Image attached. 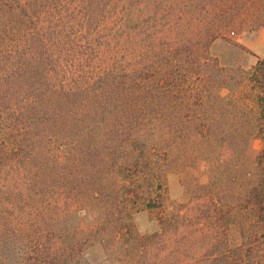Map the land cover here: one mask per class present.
<instances>
[{
    "label": "rangeland",
    "instance_id": "1",
    "mask_svg": "<svg viewBox=\"0 0 264 264\" xmlns=\"http://www.w3.org/2000/svg\"><path fill=\"white\" fill-rule=\"evenodd\" d=\"M205 1L32 0L28 23H37L35 34L52 33L54 40L52 49L43 48L34 36L26 44L31 63L48 53L59 59L57 70L79 68L92 77L84 63L92 49L71 52L82 47L85 33H100L108 44L92 52H106L111 78L129 83L136 68V83L170 95L165 113L145 120H132L127 109L108 112L84 102L76 116L83 121L44 129L21 121L29 96L26 87L13 85L14 93L3 96L5 112L17 116V139L25 140L6 147L0 136L6 154L0 167V264H222L231 255L239 241L234 215L251 204L246 198L253 156L235 155L220 142L215 95L227 94L225 88L208 92L212 129L204 135L202 76L186 72L176 58H187L188 38L226 14L229 23L215 33L249 52L218 40L209 56L238 58L247 66L262 59L264 26L251 21L264 14V0H216L209 12ZM12 55L5 49L0 54V77ZM68 77L51 84L67 89ZM253 144L259 149L262 142Z\"/></svg>",
    "mask_w": 264,
    "mask_h": 264
},
{
    "label": "trees",
    "instance_id": "2",
    "mask_svg": "<svg viewBox=\"0 0 264 264\" xmlns=\"http://www.w3.org/2000/svg\"><path fill=\"white\" fill-rule=\"evenodd\" d=\"M215 2L217 3L216 0H206L205 11L214 8ZM31 7H34L32 0H0V54L4 49L7 53L13 54V61L9 62L10 68L6 67L5 78L0 77V136L6 147L7 145L21 147L25 140L17 139V116L12 117L10 113L5 112L8 104L3 96L14 93L13 85H17L21 90L26 87L29 96V103L25 106V110L20 112L21 121L37 124L38 127L44 126V129L51 125L54 127L67 122L83 121L78 120L76 116L79 113L77 107L84 106V102L95 104L100 110L108 112L118 111L120 108L124 111L127 109L126 112L132 120H145L147 115L165 113L164 107H167L169 103L167 97L170 94L167 91H159L152 85L136 83L135 76L139 73L136 68L130 74L129 83L120 78H111V73L104 68L107 65L106 52L99 51L98 54L92 52L93 48H101V45L108 44L103 42L105 37H101L100 33L94 38H88L89 35L85 33L82 36L84 41L82 47L71 52V54L75 52L77 55H82L92 49L84 60V63L92 68V77L83 76L81 73L83 70L79 68L77 72L67 70L66 67L65 70H57L56 65L58 66L59 59H52L48 53L46 57L41 54L39 61L35 58L31 63L27 56L31 47L26 44L31 43L35 36L37 41H42V43L38 41L39 47L52 49L51 44L54 40L52 33L35 34L34 29L37 23L29 24L28 20L33 18L27 17L28 12L34 9ZM211 19L214 22L203 28L202 35L197 34L188 38L189 56L176 58V62L186 72L202 76L201 85L206 93L203 96L206 95L205 122L209 120L208 108L212 105L208 93L211 87L228 90L225 95L220 92L215 95V105L221 117L218 128L220 142L227 145L235 155L247 151L253 156L252 183L246 198L251 204L239 206L236 210L234 219L239 241L229 257L223 256L222 264H264V57L247 66L238 58L224 62L218 57L209 56L210 46L218 40L231 45L238 53L249 52L245 46L233 43L215 33L229 23L230 16L223 14ZM90 20L87 21L90 22ZM254 24L258 27L264 26V14L254 17L251 25ZM156 59H159L158 55ZM65 61L67 63L68 59ZM96 61L100 63V67L103 66L102 70L100 67L93 69ZM164 62L163 59L160 61V67L164 65ZM49 72L50 76H48ZM111 72H114L113 69ZM66 73L69 76L67 89H64L63 84V86L51 84L60 77L63 79ZM53 77L55 80H52ZM32 80H36V86L32 84ZM67 99L70 102H67ZM51 121L54 122L49 125ZM211 129L212 125L207 122L204 135L209 136ZM27 133L29 140L30 132ZM256 139L262 142L259 149L253 144ZM5 155L0 152V167L3 166L2 159ZM12 161L15 160H11L7 165H11Z\"/></svg>",
    "mask_w": 264,
    "mask_h": 264
}]
</instances>
